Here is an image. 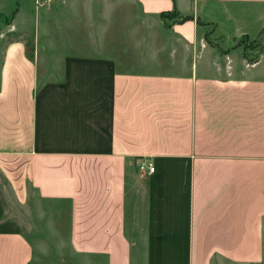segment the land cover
I'll return each mask as SVG.
<instances>
[{
  "label": "crops",
  "instance_id": "obj_1",
  "mask_svg": "<svg viewBox=\"0 0 264 264\" xmlns=\"http://www.w3.org/2000/svg\"><path fill=\"white\" fill-rule=\"evenodd\" d=\"M249 5L263 28L264 0H0V180L67 229L0 224V264H264V59L204 36Z\"/></svg>",
  "mask_w": 264,
  "mask_h": 264
},
{
  "label": "rangeland",
  "instance_id": "obj_2",
  "mask_svg": "<svg viewBox=\"0 0 264 264\" xmlns=\"http://www.w3.org/2000/svg\"><path fill=\"white\" fill-rule=\"evenodd\" d=\"M33 1V0H32ZM41 4V1L39 2ZM46 3L45 5H47ZM25 5L31 6V3L25 2ZM5 6V3H4ZM9 6V5H8ZM7 8V5L6 7ZM260 8V7H259ZM261 9V8H260ZM234 14V13H233ZM244 15H238L239 20ZM249 36L226 38L220 35V31L225 33L227 27H221V30L215 25H210L204 29V36L207 38L210 47L228 51V53H237L243 62L251 65L254 61L264 59V27L257 22L262 18V14L256 8L249 5ZM217 20H221L219 15H216ZM5 18L4 21H6ZM227 29V30H226ZM28 43V37H24ZM208 46V47H209ZM227 62V61H226ZM256 71L261 72L264 76V61L256 68ZM3 183L0 180V224H8L9 229L15 228L19 232L25 234L31 242L39 247H43L45 253L54 254L53 249L58 243L66 239V221L52 214L54 207L52 204L37 205V199L30 202L27 207L21 208L13 202L11 196L7 192ZM54 264V263H41ZM80 264V263H79Z\"/></svg>",
  "mask_w": 264,
  "mask_h": 264
},
{
  "label": "built area",
  "instance_id": "obj_3",
  "mask_svg": "<svg viewBox=\"0 0 264 264\" xmlns=\"http://www.w3.org/2000/svg\"><path fill=\"white\" fill-rule=\"evenodd\" d=\"M41 1V4L39 2ZM51 0H35L37 5H45L49 3ZM138 172L140 173H152L154 171V167L149 161L142 160L137 164Z\"/></svg>",
  "mask_w": 264,
  "mask_h": 264
},
{
  "label": "trees",
  "instance_id": "obj_4",
  "mask_svg": "<svg viewBox=\"0 0 264 264\" xmlns=\"http://www.w3.org/2000/svg\"><path fill=\"white\" fill-rule=\"evenodd\" d=\"M162 16L164 18L171 19L174 22H184L189 19V16L179 17V14L175 9H173L171 12L164 13Z\"/></svg>",
  "mask_w": 264,
  "mask_h": 264
}]
</instances>
